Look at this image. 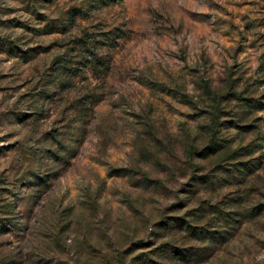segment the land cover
<instances>
[{
  "label": "rangeland",
  "instance_id": "rangeland-1",
  "mask_svg": "<svg viewBox=\"0 0 264 264\" xmlns=\"http://www.w3.org/2000/svg\"><path fill=\"white\" fill-rule=\"evenodd\" d=\"M143 239L264 264V0H0V264Z\"/></svg>",
  "mask_w": 264,
  "mask_h": 264
},
{
  "label": "trees",
  "instance_id": "trees-1",
  "mask_svg": "<svg viewBox=\"0 0 264 264\" xmlns=\"http://www.w3.org/2000/svg\"><path fill=\"white\" fill-rule=\"evenodd\" d=\"M215 213L221 214V211H216ZM222 219L223 221L227 220L225 216H223ZM159 225H162L161 221L159 222ZM183 231H186L189 234L191 233L193 237L195 236L196 240L201 241L203 243L214 244L217 243L218 241V237L214 236L213 231L211 232L208 230L204 231L203 229L198 230L196 227L192 225H188L187 230H183ZM150 239L138 240L137 242L132 243L133 252H128V253L125 252L126 253L125 257L123 256L125 254L119 253L118 256L114 258V261L107 263L127 264V259L130 258L131 256L132 258L129 264H175L176 262L181 261L185 256V252H189V250L191 249V248H186V249L179 248L169 243H162L158 245L156 242H152ZM228 241L230 240H227V242ZM215 249L216 248H214L211 256L208 257L207 259H205V256L201 254L199 251L194 252L193 254H191L192 255L191 257H193L192 259L195 260L193 263L194 264L207 263L208 260H211L212 258H214L215 255L218 254L217 251H215ZM137 251H143V252H140V254L134 256V253Z\"/></svg>",
  "mask_w": 264,
  "mask_h": 264
}]
</instances>
